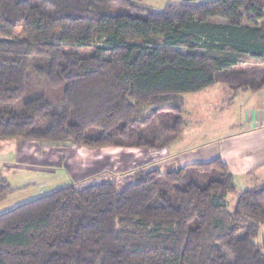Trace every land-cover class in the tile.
Listing matches in <instances>:
<instances>
[{
  "label": "trees",
  "instance_id": "16d2710c",
  "mask_svg": "<svg viewBox=\"0 0 264 264\" xmlns=\"http://www.w3.org/2000/svg\"><path fill=\"white\" fill-rule=\"evenodd\" d=\"M141 2L0 0V141L159 150L186 126L185 94L264 87V71L235 70L264 59V0ZM34 83L62 100L33 97ZM237 190L220 158L122 190L65 186L0 214V264H264V182L229 213ZM18 192L0 171V204Z\"/></svg>",
  "mask_w": 264,
  "mask_h": 264
},
{
  "label": "rangeland",
  "instance_id": "374dc122",
  "mask_svg": "<svg viewBox=\"0 0 264 264\" xmlns=\"http://www.w3.org/2000/svg\"><path fill=\"white\" fill-rule=\"evenodd\" d=\"M177 1L143 0L140 4L160 11L166 5ZM184 1L204 2L208 0ZM248 16L252 17V15L245 14L246 18ZM210 22V24H216L225 21L215 19ZM250 26L254 27L255 25L250 24ZM103 42L104 40H97L93 45H102ZM177 50L182 53L187 52L186 48H177ZM81 53L89 55L92 53V49L83 50ZM214 54L220 55L216 52ZM255 69L258 70L254 74L264 71V59L243 57L239 59V65L235 70L240 73H253ZM227 87V85L219 83L211 88H214L213 90L206 93H190L182 97V120L186 126L183 128L185 136L179 145L180 153H193L203 147L219 145L232 137L233 133H236L235 129L247 119L246 107L250 105V102L245 100L241 104L243 101L241 103L235 101L229 106V102H223L224 95L220 92L222 88ZM31 92L33 97L45 96L53 105H58L63 98L61 90L50 89L45 84L34 83ZM210 105L212 107L208 108L209 112L206 107ZM243 105L247 106L243 107ZM149 111V108H143L141 116L148 114ZM196 120L199 122V127L195 126L194 129H191L190 126L196 124ZM182 133L171 143L181 141ZM194 134L197 135L196 139H193ZM171 154L176 156V152L171 151ZM172 155L163 152V148L151 150L134 147H109L102 150H91L78 147L70 142L0 141V171L9 183L19 190L8 203L0 205V214L70 185L82 188L111 182L115 183L119 190H122L135 183L138 177L146 172L156 169L166 172L182 168L177 165L178 158L174 160ZM261 173L264 174V170L257 175ZM244 189L239 185L237 192L227 197V212L233 213L238 196ZM263 234L264 232L261 231L260 236L262 237ZM257 242L261 243L260 237Z\"/></svg>",
  "mask_w": 264,
  "mask_h": 264
},
{
  "label": "crops",
  "instance_id": "0c3cea01",
  "mask_svg": "<svg viewBox=\"0 0 264 264\" xmlns=\"http://www.w3.org/2000/svg\"><path fill=\"white\" fill-rule=\"evenodd\" d=\"M225 22H218L216 25H227V22ZM211 88L196 94L206 93L214 89ZM220 92L224 95L223 102H229V106L235 101L240 103L243 101L241 104L245 100L250 102V105L246 107L247 119L242 121L240 127L235 129L236 133H233L232 137H229L219 145L203 147L197 152L182 154L180 153L181 147L179 148V145H181L182 139L185 136L184 129L181 141L173 142L166 146L163 148V152L170 155H172L171 151L176 152V156H172L174 160L178 158L177 165L181 167L197 163H208L216 158H220L222 163L229 168V171L234 176L237 187L240 185L246 190L264 182V174L257 175V173L264 170V87L256 91L240 90L236 93L227 87L222 88ZM211 107L210 105L206 109H211ZM209 109L207 111L210 112ZM195 126L199 127L197 120L196 124L190 127L194 129ZM196 138L197 135L194 134L193 139ZM10 198L0 205L8 203Z\"/></svg>",
  "mask_w": 264,
  "mask_h": 264
}]
</instances>
